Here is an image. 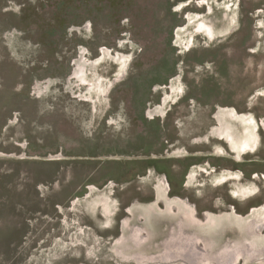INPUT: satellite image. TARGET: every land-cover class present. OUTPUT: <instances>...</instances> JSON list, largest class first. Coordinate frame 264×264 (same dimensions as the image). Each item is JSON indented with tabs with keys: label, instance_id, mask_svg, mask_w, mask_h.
I'll use <instances>...</instances> for the list:
<instances>
[{
	"label": "rangeland",
	"instance_id": "rangeland-1",
	"mask_svg": "<svg viewBox=\"0 0 264 264\" xmlns=\"http://www.w3.org/2000/svg\"><path fill=\"white\" fill-rule=\"evenodd\" d=\"M248 218L264 0H0V264H190L185 223Z\"/></svg>",
	"mask_w": 264,
	"mask_h": 264
},
{
	"label": "bare ground",
	"instance_id": "bare-ground-1",
	"mask_svg": "<svg viewBox=\"0 0 264 264\" xmlns=\"http://www.w3.org/2000/svg\"><path fill=\"white\" fill-rule=\"evenodd\" d=\"M259 218L261 219V217ZM252 219L248 218L244 222L228 221L227 219L224 221L216 220L212 223L213 225L209 224V226L203 227L194 226L188 221L180 227V238L168 248L165 259H181L190 264L198 263L207 258L219 264H238L240 260H249L252 254L264 252V236L258 233V229L264 223L261 220L256 222ZM175 226L178 228V223ZM229 235L234 237V245L228 242ZM199 237L205 241V251L198 250Z\"/></svg>",
	"mask_w": 264,
	"mask_h": 264
},
{
	"label": "flooded vegetation",
	"instance_id": "flooded-vegetation-1",
	"mask_svg": "<svg viewBox=\"0 0 264 264\" xmlns=\"http://www.w3.org/2000/svg\"><path fill=\"white\" fill-rule=\"evenodd\" d=\"M230 117L233 119L234 118V120L235 119H239L240 117H238V115H236L235 113L234 114H231L230 115ZM220 121L222 122V124H223V117L222 118H220ZM242 121V120H241ZM243 122H245L244 120H243ZM246 122L248 123H250V120L249 119H246ZM250 128H253V126H250ZM245 129V128H244ZM251 130V129H250ZM249 131V129H245V134L247 133ZM223 136H224V138H226L227 140H228V142L232 145V147H233V149L234 150H236L237 152H240L239 150H238V141H242L243 139H242V137L241 138H239L238 139V141L236 140V138H235V136L233 135V133H231V131H224V133H223ZM252 137V136H251ZM235 139V140H234ZM246 140H247V138H246ZM244 141V142H247V141ZM251 142V141H250ZM251 144H253L252 142H251Z\"/></svg>",
	"mask_w": 264,
	"mask_h": 264
}]
</instances>
